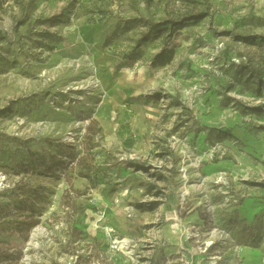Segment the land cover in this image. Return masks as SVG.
<instances>
[{
    "label": "rangeland",
    "instance_id": "1",
    "mask_svg": "<svg viewBox=\"0 0 264 264\" xmlns=\"http://www.w3.org/2000/svg\"><path fill=\"white\" fill-rule=\"evenodd\" d=\"M263 181L264 0H0V264H264Z\"/></svg>",
    "mask_w": 264,
    "mask_h": 264
},
{
    "label": "trees",
    "instance_id": "2",
    "mask_svg": "<svg viewBox=\"0 0 264 264\" xmlns=\"http://www.w3.org/2000/svg\"><path fill=\"white\" fill-rule=\"evenodd\" d=\"M203 16L196 15L194 12L187 11L186 13L182 14L177 19H171L166 21V25H170L171 30L174 31L175 29H180L184 24L189 22H196L202 19ZM86 179H91L90 175L84 176ZM259 185L264 186V181L261 182ZM95 187V184L92 185Z\"/></svg>",
    "mask_w": 264,
    "mask_h": 264
},
{
    "label": "built area",
    "instance_id": "3",
    "mask_svg": "<svg viewBox=\"0 0 264 264\" xmlns=\"http://www.w3.org/2000/svg\"><path fill=\"white\" fill-rule=\"evenodd\" d=\"M110 234H112V236L115 237V240H114L115 248L130 258V260H131L130 264H135L136 261L134 259V250H133L134 248L131 245L130 241L127 239H122V238L116 236L114 230H110ZM211 246H212V243L206 244L205 251H207ZM126 252H133V254L128 255ZM165 264H172V263L170 261H167Z\"/></svg>",
    "mask_w": 264,
    "mask_h": 264
},
{
    "label": "crops",
    "instance_id": "4",
    "mask_svg": "<svg viewBox=\"0 0 264 264\" xmlns=\"http://www.w3.org/2000/svg\"><path fill=\"white\" fill-rule=\"evenodd\" d=\"M141 121L140 120H135L134 121V125L138 127H140ZM257 258V256H255ZM245 264H258L256 261L254 262V258H253V253L252 252H245Z\"/></svg>",
    "mask_w": 264,
    "mask_h": 264
},
{
    "label": "bare ground",
    "instance_id": "5",
    "mask_svg": "<svg viewBox=\"0 0 264 264\" xmlns=\"http://www.w3.org/2000/svg\"><path fill=\"white\" fill-rule=\"evenodd\" d=\"M187 187L186 188H184V191H187ZM110 232V231H109ZM128 255H131V254H133V252H126Z\"/></svg>",
    "mask_w": 264,
    "mask_h": 264
}]
</instances>
